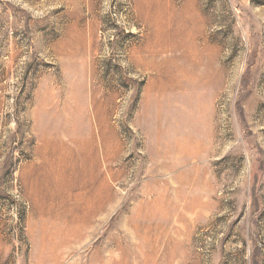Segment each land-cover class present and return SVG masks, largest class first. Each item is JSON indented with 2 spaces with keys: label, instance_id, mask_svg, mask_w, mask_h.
Returning a JSON list of instances; mask_svg holds the SVG:
<instances>
[{
  "label": "rangeland",
  "instance_id": "obj_1",
  "mask_svg": "<svg viewBox=\"0 0 264 264\" xmlns=\"http://www.w3.org/2000/svg\"><path fill=\"white\" fill-rule=\"evenodd\" d=\"M0 264H264V0H0Z\"/></svg>",
  "mask_w": 264,
  "mask_h": 264
},
{
  "label": "bare ground",
  "instance_id": "obj_2",
  "mask_svg": "<svg viewBox=\"0 0 264 264\" xmlns=\"http://www.w3.org/2000/svg\"><path fill=\"white\" fill-rule=\"evenodd\" d=\"M60 150V149H59ZM62 153V152H61ZM43 157V156H42ZM50 157V156H49ZM65 158V157H64ZM57 167L56 168H59V171L57 172V174H56V176H55V182L54 183H56V184H59V186H60V183H61V181H62V179H63V177L65 176L64 175V172H63V169L65 168V161L64 160H59L58 162H57ZM45 167V166H44ZM54 169V168H53ZM50 170V169H49ZM57 170V169H56ZM53 175V174H52ZM40 176V175H39ZM44 177V176H43ZM51 177V176H50ZM42 178V177H41ZM53 178H54V175H53ZM39 179V178H38ZM50 180H52V179H50ZM65 180H67V179H65ZM68 181V180H67ZM35 183V182H34ZM67 183V182H66ZM32 184V183H31ZM51 184V183H50ZM64 184H65V181H64ZM55 185V184H54ZM69 185V184H68ZM38 186H40L38 189H39V191H36V193H37V197L40 199L41 197H43V194H44V186H46V181L44 182V184H43V181H41V183H38ZM54 187V186H53ZM61 187V186H60ZM47 195V194H46ZM98 199V198H97ZM42 201V200H41ZM92 201V200H91ZM43 202V201H42ZM100 205V202L98 203V201L96 202H94L93 203V205L91 204H89V206L88 207H86L88 210H87V213H89V212H91L92 210H94L95 212H96V210L97 211H99L100 209H101V205ZM103 210V209H102ZM93 215H96V214H93Z\"/></svg>",
  "mask_w": 264,
  "mask_h": 264
}]
</instances>
